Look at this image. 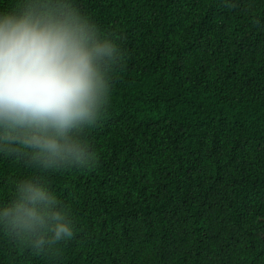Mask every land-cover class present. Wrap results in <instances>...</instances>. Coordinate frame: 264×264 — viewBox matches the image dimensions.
I'll use <instances>...</instances> for the list:
<instances>
[{"label": "trees", "instance_id": "trees-1", "mask_svg": "<svg viewBox=\"0 0 264 264\" xmlns=\"http://www.w3.org/2000/svg\"><path fill=\"white\" fill-rule=\"evenodd\" d=\"M75 2L123 50L94 165L43 174L75 233L0 264H264V0ZM33 173L0 156V200Z\"/></svg>", "mask_w": 264, "mask_h": 264}, {"label": "clouds", "instance_id": "clouds-1", "mask_svg": "<svg viewBox=\"0 0 264 264\" xmlns=\"http://www.w3.org/2000/svg\"><path fill=\"white\" fill-rule=\"evenodd\" d=\"M123 50L75 0H18L0 10V156L34 170L0 200V231L17 244L52 251L71 239L69 207L43 174L87 170V132L102 117Z\"/></svg>", "mask_w": 264, "mask_h": 264}]
</instances>
